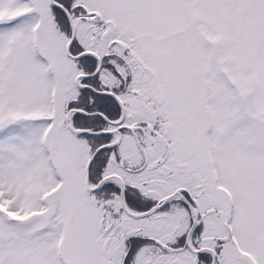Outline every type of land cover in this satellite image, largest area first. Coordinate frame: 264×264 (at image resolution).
I'll return each mask as SVG.
<instances>
[{
    "label": "snow or ice",
    "instance_id": "snow-or-ice-1",
    "mask_svg": "<svg viewBox=\"0 0 264 264\" xmlns=\"http://www.w3.org/2000/svg\"><path fill=\"white\" fill-rule=\"evenodd\" d=\"M0 264H264V0H0Z\"/></svg>",
    "mask_w": 264,
    "mask_h": 264
}]
</instances>
